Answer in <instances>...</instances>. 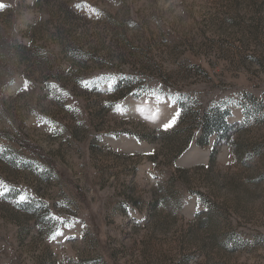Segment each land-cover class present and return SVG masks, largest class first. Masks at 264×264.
Listing matches in <instances>:
<instances>
[{"label": "rangeland", "instance_id": "374dc122", "mask_svg": "<svg viewBox=\"0 0 264 264\" xmlns=\"http://www.w3.org/2000/svg\"><path fill=\"white\" fill-rule=\"evenodd\" d=\"M0 181V264H264V0H0Z\"/></svg>", "mask_w": 264, "mask_h": 264}, {"label": "trees", "instance_id": "16d2710c", "mask_svg": "<svg viewBox=\"0 0 264 264\" xmlns=\"http://www.w3.org/2000/svg\"><path fill=\"white\" fill-rule=\"evenodd\" d=\"M229 111H218L215 115L206 118L202 124L203 137L206 138L211 133L217 134L218 140L226 138V134L231 126L227 125L225 115Z\"/></svg>", "mask_w": 264, "mask_h": 264}, {"label": "snow or ice", "instance_id": "6c2138e0", "mask_svg": "<svg viewBox=\"0 0 264 264\" xmlns=\"http://www.w3.org/2000/svg\"><path fill=\"white\" fill-rule=\"evenodd\" d=\"M82 83H84V86L85 87H87V86H89L88 85V82H82ZM27 87H28V82L26 81L25 82V90H27ZM50 87H52V88H56L57 86L56 85H50ZM118 108L120 107L119 105L117 106ZM182 109H178L177 111H176V113H175V115L172 117V119L168 122V123H166V124H164L163 125V128L166 130V129H168V128H170V127H172L174 124H175V122H176V119L179 117V115H180V111H181ZM3 182L2 181H0V184H2ZM24 199V197H21V200H23ZM58 235H60V236H62L63 235V232L62 231H59V232H57V233H55L52 237H51V239H56V236H58Z\"/></svg>", "mask_w": 264, "mask_h": 264}]
</instances>
